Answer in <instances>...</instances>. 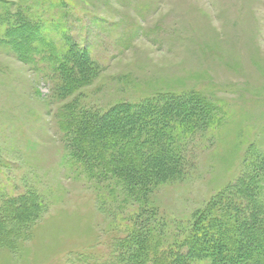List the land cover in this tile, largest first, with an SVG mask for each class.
Masks as SVG:
<instances>
[{
  "label": "rangeland",
  "instance_id": "obj_1",
  "mask_svg": "<svg viewBox=\"0 0 264 264\" xmlns=\"http://www.w3.org/2000/svg\"><path fill=\"white\" fill-rule=\"evenodd\" d=\"M21 10L63 24L99 71L58 100L46 62L25 63L0 41V200L30 192L42 202L24 233L0 242V264L104 261L124 233L119 215L134 210L70 156L58 128L67 101L103 111L197 92L222 109L220 126L189 138L186 171L144 198L171 229L264 172V0H0V39ZM252 181L264 217V174Z\"/></svg>",
  "mask_w": 264,
  "mask_h": 264
},
{
  "label": "trees",
  "instance_id": "obj_2",
  "mask_svg": "<svg viewBox=\"0 0 264 264\" xmlns=\"http://www.w3.org/2000/svg\"><path fill=\"white\" fill-rule=\"evenodd\" d=\"M6 19L0 41L25 63L46 62L56 77V99L76 93L97 75L98 63L63 24L35 20L22 10ZM223 115L197 92L121 102L103 111L80 108L74 99L61 104L58 128L70 156L95 184L113 190L114 199L121 196L124 208H134L119 215L124 233L116 237L112 257L91 264H264V217L252 181L264 172L215 196L185 227H166L144 203L157 184L186 171L189 138L216 129ZM41 203L30 192L0 200V242L24 233L40 216Z\"/></svg>",
  "mask_w": 264,
  "mask_h": 264
}]
</instances>
